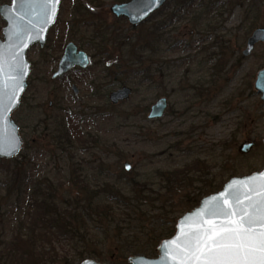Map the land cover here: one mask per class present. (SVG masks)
Masks as SVG:
<instances>
[{"label": "rangeland", "instance_id": "obj_1", "mask_svg": "<svg viewBox=\"0 0 264 264\" xmlns=\"http://www.w3.org/2000/svg\"><path fill=\"white\" fill-rule=\"evenodd\" d=\"M10 1L0 0V5ZM99 1V6L84 3L92 16L103 15V24H117L127 30L125 35L139 36L163 22L177 0L135 31L129 30L130 24H118L112 13H106L120 3L118 0ZM76 3L62 2L47 45H35L27 55L31 62L29 86L12 116L19 126L23 148L14 159H0V234L27 230V211L33 214L46 197L54 204L68 205L84 196L82 186L98 191L114 178L125 183L156 169H174L199 159L201 167H210L206 179L222 188L234 176L264 169V100L255 89L257 73L264 68V43L258 44L251 56L243 55L248 37L256 28L264 27V0H220L219 13L206 17L216 20L213 28L196 25L193 16L167 28L160 26L156 40L163 69L151 83L128 80L126 86L133 88V95L117 106L104 97L108 91L122 87L117 81L113 85L112 71L104 66L105 60L117 63L110 58L118 56L113 43L107 46L112 54L105 57H92L85 47L92 58L90 67L76 68L63 78L53 79L68 42L90 44L92 27L82 24L90 17L72 18L75 26L69 29L67 22ZM5 25L1 19V37ZM177 41L182 46L170 50ZM73 84L80 90L77 96ZM161 97L169 101L165 116L147 120L150 106ZM65 113H69L67 122L81 133L77 140L54 138L51 132L59 124L51 125L52 121L62 122ZM244 142L255 143L249 153L240 150ZM126 164H131L133 171H126ZM200 187L208 190L199 182L193 186L197 193ZM193 188H182L178 197L193 196ZM33 200L38 203L30 205ZM185 211H177L176 221ZM72 226L68 233L52 239V250L47 247L52 257L44 254L48 264H82L88 259L111 264L112 260H122L119 255L124 244L118 243L107 225H89L91 235L96 236L93 242L74 237L77 224ZM109 232L110 239L104 240L102 233ZM90 251L102 257L89 256L80 261V252Z\"/></svg>", "mask_w": 264, "mask_h": 264}, {"label": "trees", "instance_id": "obj_2", "mask_svg": "<svg viewBox=\"0 0 264 264\" xmlns=\"http://www.w3.org/2000/svg\"><path fill=\"white\" fill-rule=\"evenodd\" d=\"M118 1L126 2L128 0ZM172 1L169 0L162 9H166ZM85 2L96 6L102 4L99 0H77L71 12V20L67 22L70 26L69 29L75 26L76 20L73 21L72 18L90 17L91 20L82 23L86 28L92 27V34L88 36L90 44L89 46L80 44V48L88 47L87 50L93 53L92 57H95L96 54L105 57L112 54L107 46L113 43L116 47L114 52H117L118 56L110 55V58L113 57L117 63H108L105 60L104 66L109 67V73L112 71L113 85L117 81L121 86H125L130 79L138 80L141 83H151L156 74L160 72L158 65L160 51H158V41L156 40L160 26L163 25L162 29L167 28L171 23L186 21L193 16L196 25L213 28L215 25L213 21L216 22V20L206 17L216 12L219 13L222 7L220 0H177L172 12L163 22L155 24L152 29L148 28L144 35L128 36L125 35L127 30L117 24H103V15L92 16L84 6ZM162 9L159 10L161 13ZM159 11L153 14L148 21H152L151 19L155 18ZM106 13L110 14L111 12L107 10ZM115 22L118 24L127 23L124 18H117ZM80 27H78L79 31ZM138 28L130 25L129 30L135 31ZM158 39L160 38L158 37ZM62 41L60 48L63 45ZM56 43L58 45L59 42L56 41ZM85 43L87 44V42ZM182 44L180 41L173 42L170 50L179 48ZM49 56L52 57L51 54ZM46 61L50 62V58ZM108 93H105L104 97H107ZM68 115L69 113L64 114L62 122L52 121L51 125L61 124L51 128L54 138L59 136L71 141L80 137L81 133L79 134L77 130L73 129L74 126H71L65 119ZM200 164L202 163L199 162V159H193L182 167L167 170L156 169L151 174L144 175L143 178L133 177L125 183H122L123 179L114 178L113 183L111 180V182H104L103 188L98 191L90 190L89 186H82L84 196L73 199L72 203L68 205L54 204L47 197L43 200L40 199L39 203L37 200H33L30 205L38 203V209L35 208L33 214L30 213L31 211L29 213L27 211L30 219H28L27 227L25 226L26 232L17 231L10 235L0 234V239L2 238L0 241V264H48L44 254L52 257L51 252L47 251V247L52 250L51 246L54 241L52 239L68 233V230L75 224H77L75 227L77 236L74 237H78L84 242H93L96 239L95 235H91L89 225L94 224L98 227L107 225L109 229H112L118 243L124 245L119 255L122 260H112L111 264H130L129 254L157 257L161 241L171 237L176 231L178 220L176 221L175 214L177 211L180 209L192 210L199 206L203 197L223 188L214 186V183H210L206 179L210 167L207 166L208 164L206 167H201ZM196 182L203 184L208 190L200 187L199 193H197L196 188H193ZM155 186H158L159 189L156 190ZM182 188H193L194 195H187L188 197L180 199L178 195ZM177 199L178 202L173 203ZM160 221L163 223L159 224ZM112 232L102 233L101 236L104 240L110 239ZM79 256L81 261L89 256L101 258L102 254L90 251L87 254L80 252Z\"/></svg>", "mask_w": 264, "mask_h": 264}, {"label": "water", "instance_id": "obj_3", "mask_svg": "<svg viewBox=\"0 0 264 264\" xmlns=\"http://www.w3.org/2000/svg\"><path fill=\"white\" fill-rule=\"evenodd\" d=\"M63 0L58 3L45 4V0H30L22 10L19 0H11L10 3L0 5V17L6 23L0 36V85L8 84L9 91L14 85V78L17 76L16 66L22 62L26 65V74L23 77V88L17 90L16 100L11 104L10 110L0 118V159H14L23 148V140L20 135L18 124L12 118L13 113L20 107L21 100L28 88V79L31 73V62L28 60L29 50L36 44L45 47L49 30L57 21L60 6ZM168 0H128L122 3H115L111 6V12L116 18H125L133 26H139L147 21L152 14L160 10ZM55 9L54 15L51 9ZM23 17V19H21ZM24 29V31H21ZM22 35L23 39H18ZM264 43V27H259L253 31L248 38L247 47L243 55H252L256 46ZM27 47H24V45ZM91 65L89 54L78 47L74 42L67 44L64 54L59 62L57 71L53 78L57 79L69 73L72 69L79 67L86 69ZM74 93L79 94L78 87L73 84ZM255 89L261 94L264 100V68L257 73ZM133 95V89L129 86H122L109 94V101L117 106L122 102L129 101ZM168 98H159L150 108L149 120L162 119L168 109ZM264 143V140H263ZM254 142H244L240 150L242 153H249L254 147ZM131 164H126L127 171L131 170ZM264 176V169L253 172L245 176H234L229 179L224 187L213 194L202 198L198 207L186 212L181 216L176 225V232L170 238L164 239L158 246V256L149 258L143 255L131 256L130 264H182L186 258L191 257V236L199 227L204 226L207 220H217L219 217L211 215L220 207H227L224 200L232 203L235 198L243 199L248 189H253L251 193L253 200L260 197L255 192L261 190L264 182L253 178ZM244 182H249L247 188ZM175 242V243H173ZM167 246V248H166ZM82 264H104L94 259H88ZM188 264H198L188 260Z\"/></svg>", "mask_w": 264, "mask_h": 264}, {"label": "snow or ice", "instance_id": "obj_4", "mask_svg": "<svg viewBox=\"0 0 264 264\" xmlns=\"http://www.w3.org/2000/svg\"><path fill=\"white\" fill-rule=\"evenodd\" d=\"M29 2L30 0H19L21 9ZM58 2L59 0H45L46 5ZM54 13L55 9L52 8L51 14ZM23 38L18 35V39ZM16 70L18 74L11 91L8 84L0 85V118L15 102L17 90L23 88L26 65L20 62ZM256 179L264 182V176L253 178V182ZM248 183L244 182L245 188ZM253 191L248 189L243 199L237 197L232 203L224 200L223 204L227 207H220L211 213L219 219L205 221L204 226L192 234V255L182 261V264H188L189 259L198 264H264V184L259 192H255L260 197L259 200H253Z\"/></svg>", "mask_w": 264, "mask_h": 264}, {"label": "flooded vegetation", "instance_id": "obj_5", "mask_svg": "<svg viewBox=\"0 0 264 264\" xmlns=\"http://www.w3.org/2000/svg\"><path fill=\"white\" fill-rule=\"evenodd\" d=\"M166 4H167V3H166ZM166 4H165V5H166ZM165 5H164V6H165ZM164 6H163V7H164ZM163 7H162V8H163ZM162 8H161V9H162ZM161 9H160V10H161ZM110 10H111V8H110ZM158 11H159V10H158ZM158 11H157V12H158ZM111 13H112V12H111ZM155 13H156V12H155ZM155 13H154V14H155ZM121 18H123V17H121ZM124 19H125V18H124ZM125 20L127 21V19H125ZM146 22H147V21H145L144 23H146ZM127 23L130 24L128 21H127ZM144 23H142L141 25H143ZM130 25H131V24H130ZM141 25H139V26H133V25H131V26H133V27H140ZM216 29H217V27L215 28V30H216ZM256 29H257V28H256ZM250 36H251V35H250ZM250 36H249V37H250ZM249 37H248V38H249ZM90 57H91V56H90ZM91 59H92V58H91ZM162 64H163V63L160 62V61L158 60V65H159L160 72H161V70L163 69V68H162V67H163ZM160 72H158V73L156 74V76L154 77L155 79H156V77L159 76ZM76 86H77V85H76ZM78 89H79V88H78ZM72 90H73V89H72ZM73 92H74V91H73ZM79 92H80V90H79ZM111 92H112V91H111ZM111 92H110V93H111ZM110 93H109V94H110ZM74 94H75V93H74ZM109 94H108V99H109ZM75 95H76V94H75ZM77 95H78V94H77ZM77 95H76V96H77ZM166 98H167V97H166ZM157 100H158V99H157ZM157 100H156V101H157ZM168 102H169V101H168ZM153 104H154V103H153ZM153 104H152V105H153ZM152 105H151V106H152ZM151 106H150V108H151ZM150 108H149V111H148V115H149V113H150ZM168 108H169V106H168ZM167 110H168V109H167ZM144 111H145V110H144ZM166 112H167V111H166ZM165 114H166V113H165ZM148 115H147V120H149V119H148ZM157 120H160V119L149 120V121H157Z\"/></svg>", "mask_w": 264, "mask_h": 264}]
</instances>
